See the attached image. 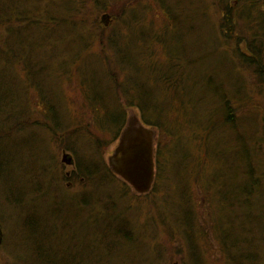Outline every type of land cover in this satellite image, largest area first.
<instances>
[{
    "label": "rangeland",
    "instance_id": "374dc122",
    "mask_svg": "<svg viewBox=\"0 0 264 264\" xmlns=\"http://www.w3.org/2000/svg\"><path fill=\"white\" fill-rule=\"evenodd\" d=\"M177 1L158 0L156 3L154 0H0V18L4 20L7 18L8 20L4 25L2 23L3 31L0 27V34L8 29V35L4 34V37L9 36L8 39L12 43L18 37L17 34L13 35L14 32L23 31V33L28 34L31 37L29 42H33L37 47L36 52L31 54L35 64L32 69L41 72L37 73L38 79L36 80L35 76H30V72L27 71L22 62H20L21 64L17 62V66L5 62L4 66L6 67H0V79L2 78L0 87H4L6 80L11 79L10 84L14 86L11 98L16 101V103L8 101L7 107L4 105V108L0 104V155L7 157L5 156L6 151L9 152L10 148V153L15 152L18 156L10 164L12 179H8L6 182L18 184L20 181L21 187V182H24V185L27 183L26 176L32 178L38 175L37 179L39 180H34L35 182L38 181V187L35 190L31 186H29L30 188L27 187L29 200L32 202L27 201L32 203V207L27 210L23 209L24 212H21V207H15L9 203L10 191L5 188L6 183L4 187L0 180V230L2 233L0 264H29V256L22 246V243L26 244V238L21 235L23 231L21 225L30 209L34 212H41L38 214L39 217L42 214H51L55 211L58 215L66 213L64 211L66 204L57 208L52 205L55 202L53 189H51L52 194L50 196L53 179L59 178V181L65 176V188L62 187L63 190L67 191V199H65L66 195L64 198L66 202L70 199L71 201L78 199L82 189H85L82 184L83 181L78 182V178L69 183L68 178L71 177L72 179V173L75 169L64 162V155L70 156L71 154L61 149V138L55 139L53 133L47 129L45 133L42 130L44 127L32 126L34 122L38 123V121L39 123H46L43 109L40 107V99L37 98V89L44 86L47 90L54 91L55 101L61 105L64 111L63 119L67 118L64 126L61 127L60 134H64L66 128L73 129L74 122L78 125L80 123L83 125L92 124L94 115L91 108H87L84 104V98H86L85 87L82 85L84 77L89 78L86 75L93 73L90 76L95 74L98 80L104 79L108 88L115 90L122 96L124 90L121 85L112 88L114 84L119 85L121 83L125 76L124 73L127 71L124 61L118 53L123 52L125 54L128 69L134 72L141 71L143 76L153 69L164 70V66L159 65L169 59H166L167 55H165L164 48L160 47L154 38L160 35L164 38L165 44L174 42L175 36L173 34L176 29L170 26V21L165 14L171 13L165 10L162 4L169 8H175ZM224 2L225 0H180V4L183 3V13L185 12L188 16L186 23L180 22L182 26L185 23V29H183L186 35L184 37L188 38V42L184 50L182 47V59L177 61L178 77L182 86L189 83L187 85L188 91L192 92L193 96L196 93L199 97H205L202 93L203 84L204 82L209 83L210 79L216 84L222 83L225 92L229 95H237L238 98L242 96L241 98L246 100L244 102L247 105L252 102V105L247 107L250 113L246 107H243L244 116H247L245 119L247 125H244L246 127L244 129L247 131L258 130L259 132L263 102L257 94L255 77L251 69L243 68L234 56L239 54V51L240 53L246 51L244 44L251 41L252 32L258 25L254 23L261 18L264 19V0H261L257 6L258 9L253 10L252 14L241 20L242 23L238 20L235 21V24L238 21L236 30L239 37L238 44L232 42L230 37L227 38V36L222 35L220 31V19L224 12L221 11L219 5L224 4ZM73 5H79L78 14L76 11H68L74 9ZM56 6H61V9H57ZM49 11L54 18L57 17L58 19L55 27L53 25L49 30V32H53L55 28V36L41 35L40 33L46 32L45 30L41 31V29L39 31V26L43 22L39 19L45 17ZM103 15L108 16L107 26L101 23ZM133 19L136 22V31L140 36L136 34L133 36L135 31L128 28ZM246 24H251L246 27L250 35L243 32L246 29ZM164 30L168 34L164 33ZM38 34H40L39 38ZM2 37L0 36V39ZM174 49L177 50L178 47L174 46ZM234 49H236V54H234ZM1 51L3 52V48ZM79 64L81 69L77 70ZM93 79L99 83L97 79ZM107 79L113 85L109 84ZM142 79L132 77L130 81L135 85V88L145 86L149 89L150 85H147V79ZM199 82L203 83L202 86ZM89 86L93 90L92 96H96L100 86L94 83ZM181 88L178 87V90L182 92ZM99 93L101 94L99 96L105 98L103 93ZM8 94L9 92H7V96ZM1 96L7 100L4 94ZM23 98H26L27 101L25 105L22 102ZM123 99L125 98H122V103L124 102ZM155 99L161 101L160 96L156 97L155 95ZM214 102V99H209L204 107V103L196 100L199 109L204 107L202 111L200 110L202 113H205L206 108ZM23 108H25L24 111H28V118L24 119L21 130L20 127L17 128L16 126L19 116L16 111H22ZM131 112H134L140 119L137 109L128 108L126 120ZM87 134L110 142L108 140L110 136L103 131H94L91 128V133L87 131ZM158 134V141L154 143V154L156 152L155 156L159 162L160 170L158 169L157 179L160 180V185L157 186L155 192L148 196L137 195L129 188L128 192L125 191L126 193L121 195V188L119 187L113 189L109 187L106 191L105 189L103 191V186L100 185H98L101 187L99 191L98 189L93 190L91 187L92 191L100 194L112 195L109 191H113L115 197L121 195L114 200L115 212L112 214L113 211L111 212L102 204L104 200L98 199V204H100L98 211L101 212L99 215L83 214V210L87 207H79V214L70 223L77 230H82V240H84V234L90 236L88 243L92 245L94 250L100 249V243H104L102 233L113 229L122 220L125 221L128 228L132 230L133 241L130 243L133 245L127 250L129 252L125 257L123 252L120 253L123 257L118 264H224V255L222 253L221 255L218 249L215 234L217 229L215 230L214 225L218 219L223 229H231L232 215L230 212L225 213V208L223 213L219 214L215 205L209 204V200L206 198L207 187H204L202 181L203 177L208 179L206 184L209 183L212 189L209 190L210 194L213 193L212 201L217 198L215 193L218 190H220L218 193L222 197L225 196L229 190L228 176L225 172L226 166L223 162L217 161L215 155L213 156L208 149L204 151L205 134L202 132L201 135L200 128L194 131H183L182 136L178 139H176L177 136L169 137L164 133L158 136ZM88 136L78 134L79 138L76 140L79 150L84 155L90 154L88 146H86V143L90 142ZM84 137L88 140L86 141ZM229 137L222 144L229 142L234 146L233 136ZM11 138H15V143L10 144L9 142L8 144ZM24 139L28 142L25 146H23ZM17 142H19V149L15 148ZM116 145L117 141L110 143L105 148L103 158L106 161L112 155ZM215 145L216 140L212 141L211 144L214 150L217 149ZM41 152L44 153L43 158L38 163L41 172L35 173L33 172L35 163L32 164V161H37ZM205 153L208 154V157ZM232 157H234L233 152L229 153V159ZM55 162L60 168L55 167ZM57 170L60 171L57 172ZM42 181L45 186L41 189L43 192H39ZM218 185L221 187L218 188ZM187 192L189 194L183 200L188 199L189 202L185 204L187 206H183L182 200L179 201V199L184 197ZM192 199L193 201L190 203ZM177 205H179L178 213L175 211ZM181 212L183 214L190 212L193 222L197 224V229H194L195 226H192L191 229L180 226L178 215ZM102 220L104 221L102 222ZM58 222L59 218H49L48 230H56V234L52 241H47V244L62 247L56 243L57 240L61 241L65 238L55 226ZM262 222L264 223V220ZM200 223H202L201 227L198 226ZM76 237L75 235V239ZM259 239V241L258 238L255 240L254 246L250 249L257 253L253 260L258 259L257 264H264V232L260 233ZM189 240L196 245L197 256L191 254V249L187 245ZM124 241L123 243L126 244L127 241ZM65 245L67 244L65 243ZM115 256L117 257V253ZM114 258L113 255V262ZM81 259L85 262L84 257ZM96 259L95 256H91V263L95 264ZM112 261L110 260L109 264H112Z\"/></svg>",
    "mask_w": 264,
    "mask_h": 264
},
{
    "label": "trees",
    "instance_id": "16d2710c",
    "mask_svg": "<svg viewBox=\"0 0 264 264\" xmlns=\"http://www.w3.org/2000/svg\"><path fill=\"white\" fill-rule=\"evenodd\" d=\"M154 1L158 3V0ZM260 2L261 0H225L224 4L221 3L219 6L224 13L221 16L219 27L222 35L227 36V38L230 37L232 42L238 44L239 37L236 33L238 21L242 23L241 20H244L249 14H252L251 12L253 10L258 9L257 6ZM182 6L183 3L180 4V0L175 4V8H169L165 4H162V7L171 13L168 14L164 12L167 15V19L170 21V26H173V28L176 29L173 34L175 40L172 44H165L163 42L164 38L160 35H157V37L154 38L158 45L164 48L165 55H167L166 59H169L166 60V62L163 61L159 65L164 66V70L158 68L153 69L143 76L142 73H140L141 71L134 72L133 70L128 69L125 54L123 52L118 53L121 56L122 61H124L127 70L124 73L125 76L119 85H113L108 79L107 80L109 81V84L113 85L112 88L121 85V88L124 90L122 96H120L118 92L116 93L115 90L108 88L104 79L98 80L95 74L90 76L93 74L90 73L86 75L89 78L84 77L82 82L86 91L84 104L87 108L90 107L92 110V114L94 115V122L92 124L83 125V123H80L78 125V123L74 122L73 124L75 126L73 129L66 128L64 134H60L61 127L64 126L67 119H63L62 114L64 111L61 108V105L56 103L54 91L47 90L44 86L36 84L40 86L36 93L37 98L40 99V107L43 109V116L46 119V123H39L38 121V123L34 122L32 126L44 127L45 130H42L45 133L47 132V129L53 133L55 139L61 138V149L69 152L74 159V167L72 166V168L75 170H73L72 179L71 177L68 178L69 183L74 182L76 178H78V182H80V180L83 181L82 184L85 186V189H82L78 199L74 201H71L70 199V201L66 202L64 201V198L67 191L63 190L64 181H66L65 176L59 181V178L51 179L52 185L50 187V196L52 194L51 189H53V199L55 200L52 205L57 208L60 205L65 206L66 204L64 210L66 213L58 215L57 211H55L51 214H42L41 217H39L38 214H41V212H34L32 209L27 212L28 214L21 225L23 230L21 235L26 238V244L22 243V246L29 256V264H92L91 256L97 258L95 264H109L110 260L112 261L113 255L115 257V264H118L121 258L128 254L129 251L127 250L133 245L130 243L133 241V234L125 221L122 220V222L113 229L108 228L109 230L104 232V234L102 233L104 243H100L101 247L98 246L100 249L97 248L94 250L92 249V245L88 243V238L90 236L84 234L85 241L82 240V230H77L74 225L70 223L74 221L79 214V207L89 208L88 210L85 208L83 214L89 213L91 216L95 214L99 215L101 212L98 211L100 205L98 204V199L104 200L102 204L110 209L111 212L113 211V214L116 210H114V200L129 191L130 187L108 169L105 159L103 158L105 148L119 138L121 131L125 127L126 110L128 108L137 109L140 114L141 122L145 126L155 129L159 133L158 136L163 135L162 133H164L169 137L177 136L176 139H178V137L182 136L183 131H194L200 128L201 135L202 132H204L206 138H204L203 141L204 151L208 149L213 156L215 155L217 161L223 162L224 166L227 168L225 172L229 181L228 193L222 197V195L218 193L220 190H218V192L215 193L217 198L214 201H212L213 193H209V190H212L210 184H206L208 179L203 177L202 181V184L205 185L204 187H207L206 198L209 200V204L211 206L214 204L216 209H218L219 214L223 213V209L225 208V213L230 212L232 215L231 229H223L219 220L217 219L215 222L212 218L213 222H215L214 228L218 231L215 232L216 240L220 254L222 253L224 255V264H257L256 261H258V259L256 261L253 260L257 253L250 248L254 246L253 244L257 238L258 241L260 240V233L264 232V223L262 222L264 220V19L261 18L254 23L258 25L253 30L254 32H252L253 37L250 39L251 41L248 44H244L246 51H241V53L239 51V54L237 53V55L234 56L243 68L251 69L257 85V94L261 97V102H263L259 132L258 130L247 131L244 129L246 128L244 125H247L245 120L247 116H244L243 107H246L247 111L250 113V110L247 107H250L252 102L247 105V103L244 102L246 100L241 98L242 96L238 98L237 95H229V93L225 92L222 83L219 82L216 84L215 82H211L210 79L209 83L204 82L203 84L199 82L200 86L203 84L202 93L205 97H199L196 93L193 96L192 92L188 91L187 85L189 83L183 84V86L181 85L178 77L177 61L182 59L181 53L188 42V38L186 39V37H184L186 35L184 32L185 23L188 16L185 12L183 13L184 8ZM73 7L75 10L72 8L68 11H76L78 14L79 5H73ZM59 8L61 9V6L57 7V9ZM55 9L56 8H54V10ZM8 10L10 11V8ZM39 20L43 21L41 26H39V31L41 29V31L45 30L46 32L40 33L41 35H56L55 28L53 32H49L53 25L55 27V23L58 22L57 17L54 18L51 11L46 13V16ZM236 20L238 21L235 24ZM6 21H8L7 18L5 20L0 18V27L2 28V31V23L4 25ZM182 21L185 22L183 26L180 24ZM244 22L246 23L247 21ZM129 24L128 28L135 31L133 36L135 34L140 36L136 31V22L134 19ZM250 25L246 24L245 28ZM248 31L247 28L243 30V32L247 34ZM164 33L168 34L165 30ZM4 34L8 35V29H5L4 33L0 34V36H3V40L2 38L0 39V67H6L4 66L5 62L16 66L18 64L17 62H22L27 71L30 72V76H35V79L37 80V73L41 72L32 69V66L35 64L31 54L36 52L37 47L33 42H29L31 37L28 36V34L23 33V31H19L18 33L14 32L13 35L17 34L18 37L16 40L13 38L16 42L14 41L12 43L10 39H8L9 36L6 35V37H4ZM40 34L37 35L38 38L40 37ZM13 45L15 46L13 47ZM174 46L178 47V49L175 50ZM1 48H3V52L1 51ZM233 51L234 54H236V49ZM14 60H16L15 63H12ZM79 69H81L80 64L78 65L77 70ZM92 77L97 79L99 83H97ZM132 77L147 79V85H150L149 89L145 86H138V88H135V85L130 81ZM10 80L11 79H9V81L6 80V85L0 87V104L3 105V108L4 105L7 107L9 103L8 101L16 103V101L11 98L14 86L10 84ZM0 81H2V78ZM93 83L100 86L95 94L97 98L94 95L92 96L93 90L89 86L93 85ZM178 87L181 88L182 92L178 90ZM7 92H9L8 96ZM99 92L103 93L105 98L104 96H99L101 95ZM2 94H4L7 100L1 96ZM155 95L156 97H161L160 102L155 99ZM122 98H125L123 99V103ZM209 99H214L215 102L211 103V106L206 108L207 111L205 113H202L201 111L206 106ZM196 100L204 103L202 109H199ZM22 102L25 105L27 103L26 98H23ZM24 110L25 108H23L22 111H16V114L19 115L17 117L16 126L17 128L20 127V129L23 126L24 119L28 118V111ZM197 116L199 117L197 118ZM91 128L94 131H103V133L110 136L108 139L110 142L95 137L94 135L91 136L87 134V131L91 133ZM163 128L165 129L164 131ZM20 129L19 132L22 130ZM78 134H84L85 137L89 135L90 142L88 141L86 143V146H88L89 149L88 152H90L89 155H84L79 150L76 141L79 138ZM229 136H233L234 146L229 142L222 144L227 138H230ZM85 140L87 141L88 139L85 138ZM214 140H216L215 146L217 147L215 150L211 146L212 141ZM9 142L10 144L13 142L15 143V138H11L8 141V144ZM27 144L28 142L24 139L23 146ZM15 148L19 149V142L16 143ZM231 152H233L234 157L229 159V153ZM6 153L5 156L8 158L0 155V180L4 187L6 183L5 188L10 191L9 203H12L15 207H21V212H24V210L32 207V203H29L32 202V200H29L27 187L31 186L33 190L38 187V175L37 177L33 176L32 178L25 175L27 183L24 185V182H21V187L20 181H18V184L6 182L8 179H12L10 164L12 161L16 160V157H18L15 152L10 153V148L9 152L6 151ZM205 155L208 157V154L205 153ZM43 156L44 153L41 152V156L39 155L37 157V161H32V164L35 163L33 166L35 170H33V172H41L38 163ZM55 163V167L57 169L60 168V166L57 165V162ZM155 164L158 172L160 168L156 156ZM59 171L60 170H57V172ZM34 180L38 181L35 182ZM40 183L42 184L40 185L39 192H43L41 189L45 185L43 181ZM98 185L103 186V191L104 189L105 191L106 189L108 190L109 187L112 189L114 187H119L121 188V195L115 197L113 191H109L112 195H105L91 190L92 187L93 190L98 189L99 191L101 187ZM217 187L220 188L221 185H218ZM156 188L157 185H153L152 191L144 196H148L155 192ZM187 194L189 193L187 192L184 197L179 199V201L185 199ZM65 199H67V195ZM192 201L193 199L190 203H192ZM188 202L189 200L186 199L183 200V204H181L187 206L185 204H188ZM175 208H177L175 211L178 213L179 205ZM31 212H34L35 214H32ZM184 213L185 214L181 212L178 215L180 226H184L185 228L190 227L191 229V227L195 225V222H193L190 212ZM183 217H185V219H183ZM49 218H59V222L55 226L65 238L61 241L57 240L56 243L62 247H55L52 244H47V241H52L56 234V230H48ZM104 220H102V222ZM89 232L91 231L89 230ZM75 235L77 236L76 239ZM98 237L100 236L98 235ZM109 238H111V240H108ZM123 241H127L128 243L126 242V244H124ZM65 243L67 245H65ZM187 245L191 249V254L197 256L196 245L193 244L191 240L188 241ZM121 252H123V256L120 255ZM116 253L117 257L115 256ZM83 257L85 258V262L81 259ZM114 262L112 261V264H114Z\"/></svg>",
    "mask_w": 264,
    "mask_h": 264
},
{
    "label": "water",
    "instance_id": "95a60500",
    "mask_svg": "<svg viewBox=\"0 0 264 264\" xmlns=\"http://www.w3.org/2000/svg\"><path fill=\"white\" fill-rule=\"evenodd\" d=\"M108 16L101 17V23L107 26ZM157 131L145 126L139 117L131 112L126 125L120 133L118 144L108 158L109 170L125 182L137 195H146L154 181V143ZM69 155L64 162L70 164ZM0 230V244H1Z\"/></svg>",
    "mask_w": 264,
    "mask_h": 264
},
{
    "label": "bare ground",
    "instance_id": "6f19581e",
    "mask_svg": "<svg viewBox=\"0 0 264 264\" xmlns=\"http://www.w3.org/2000/svg\"><path fill=\"white\" fill-rule=\"evenodd\" d=\"M148 128H151V127H148ZM151 129H153V128H151ZM154 130V129H153ZM157 133V132H156ZM158 134V133H157ZM119 139V138H118ZM118 139L116 140L117 141V144H118ZM155 141H158V138H157V135H156V138H155ZM117 146V145H116ZM68 158L71 160V163L69 164V165H71V166H73L74 167V159L72 158V156L70 155V156H68ZM154 160H155V157H154ZM105 162H106V164H107V167H108V160L106 161L105 160ZM109 169V168H108ZM157 179V169H156V164L154 163V181H153V185H160L159 184V181L160 180H156ZM182 204H183V200H182V202H181ZM201 225H202V223H200V225H198L199 227H201ZM195 227H194V229H197V224L195 223V225H194Z\"/></svg>",
    "mask_w": 264,
    "mask_h": 264
},
{
    "label": "flooded vegetation",
    "instance_id": "af4514ba",
    "mask_svg": "<svg viewBox=\"0 0 264 264\" xmlns=\"http://www.w3.org/2000/svg\"><path fill=\"white\" fill-rule=\"evenodd\" d=\"M152 187H153V185H152ZM152 191V188H151V190L149 191V193Z\"/></svg>",
    "mask_w": 264,
    "mask_h": 264
}]
</instances>
